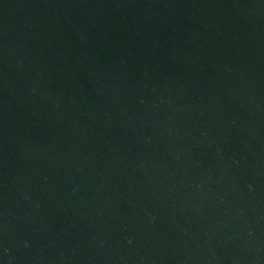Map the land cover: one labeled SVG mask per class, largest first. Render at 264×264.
<instances>
[{
    "label": "water",
    "instance_id": "obj_1",
    "mask_svg": "<svg viewBox=\"0 0 264 264\" xmlns=\"http://www.w3.org/2000/svg\"><path fill=\"white\" fill-rule=\"evenodd\" d=\"M0 264H264V0H0Z\"/></svg>",
    "mask_w": 264,
    "mask_h": 264
}]
</instances>
